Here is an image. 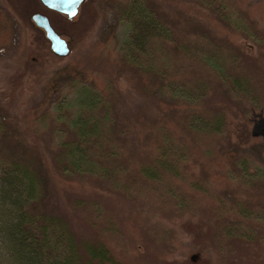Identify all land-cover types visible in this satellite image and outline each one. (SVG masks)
I'll return each instance as SVG.
<instances>
[{
	"label": "rangeland",
	"instance_id": "rangeland-1",
	"mask_svg": "<svg viewBox=\"0 0 264 264\" xmlns=\"http://www.w3.org/2000/svg\"><path fill=\"white\" fill-rule=\"evenodd\" d=\"M138 1L155 28L132 48L133 0H86L73 19L0 0V160L35 178L47 264L72 245L85 264L83 247L104 264H264V0ZM21 210L4 178L0 223ZM0 264L23 262L0 242Z\"/></svg>",
	"mask_w": 264,
	"mask_h": 264
},
{
	"label": "trees",
	"instance_id": "trees-1",
	"mask_svg": "<svg viewBox=\"0 0 264 264\" xmlns=\"http://www.w3.org/2000/svg\"><path fill=\"white\" fill-rule=\"evenodd\" d=\"M132 5L134 7L128 10L127 13L128 19L131 18L134 21L135 19L139 20L145 26L142 33L139 31L135 32L136 34L132 38L134 43L130 44V47L133 48V46L138 45L144 39L146 29L149 34H151L152 30L155 28V24H153L154 22L150 18L149 13L144 9L138 0H133ZM0 23L3 26L0 38V48H2L4 46H8L11 42L13 30L10 23L7 22L3 12L0 14ZM167 143L168 140L165 138L163 141L164 145L162 147L164 149V156H167L169 150L171 149L170 147H167ZM5 165L6 164L0 160V181L1 184H3V179L5 178L10 183L12 192V207L17 208L19 205L21 206L22 210L20 211V217L18 218L21 220L22 224L12 225L8 222H4L3 224L0 223V242L8 250L9 254L17 256L23 264H47V262H49L48 243H42L37 236H35L34 231L38 228V226H35L37 223H41L42 225L40 226H42L43 229L51 226L52 223L49 221L47 222L48 219L41 220L43 218L41 216H32L29 214V210L37 209L35 207V203L32 204L36 200L37 192L34 191L33 188H31L32 193L26 192L29 185L32 187L34 186L33 184L35 183V178L34 176H28L26 173L23 174L22 171L15 165L7 167V169L4 170ZM148 175L153 176L152 172L148 173ZM12 189H15L18 198H14ZM8 217L12 219L14 216L9 215ZM83 251L88 255L89 264H93L92 260H98V264H104L105 255H101V250H90L83 247ZM74 252V245H72L71 252H67V255L61 263L85 264V259H83L81 255H75Z\"/></svg>",
	"mask_w": 264,
	"mask_h": 264
},
{
	"label": "water",
	"instance_id": "water-1",
	"mask_svg": "<svg viewBox=\"0 0 264 264\" xmlns=\"http://www.w3.org/2000/svg\"><path fill=\"white\" fill-rule=\"evenodd\" d=\"M40 1L47 9L66 15L69 19H73L79 14V10L86 0ZM32 20L37 27L45 31L46 38L50 41L51 49L55 55L65 57L69 54L70 48L68 46V42L55 31L46 15L42 13L34 14Z\"/></svg>",
	"mask_w": 264,
	"mask_h": 264
},
{
	"label": "flooded vegetation",
	"instance_id": "flooded-vegetation-1",
	"mask_svg": "<svg viewBox=\"0 0 264 264\" xmlns=\"http://www.w3.org/2000/svg\"><path fill=\"white\" fill-rule=\"evenodd\" d=\"M40 1V0H39ZM40 3H41V1H40ZM41 6L44 8V9H46V11L48 12V13H50V14H53V13H56V14H60V13H58V12H55V11H52V10H49V9H47L42 3H41ZM39 13V12H38ZM45 15V14H44ZM61 15H63V14H61ZM64 16H66V15H64ZM48 17V16H47ZM67 17V16H66ZM50 20V19H49ZM33 21V20H32ZM50 23H51V21H50ZM35 24V23H34ZM36 25V24H35ZM51 25H52V23H51ZM37 26V25H36ZM53 26V25H52ZM39 28V27H38ZM53 28H54V26H53ZM39 29H41V28H39ZM55 29V28H54ZM44 33H45V31L43 30V29H41ZM56 31V30H55ZM57 32V31H56ZM48 40V39H47ZM49 41V40H48ZM50 42V41H49ZM51 44V43H50Z\"/></svg>",
	"mask_w": 264,
	"mask_h": 264
}]
</instances>
